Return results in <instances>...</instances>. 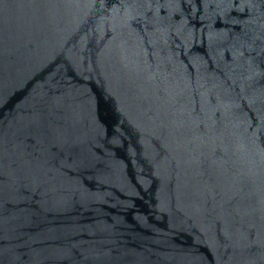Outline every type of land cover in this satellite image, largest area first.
Segmentation results:
<instances>
[{
  "label": "water",
  "instance_id": "95a60500",
  "mask_svg": "<svg viewBox=\"0 0 264 264\" xmlns=\"http://www.w3.org/2000/svg\"><path fill=\"white\" fill-rule=\"evenodd\" d=\"M0 264H264V0H0Z\"/></svg>",
  "mask_w": 264,
  "mask_h": 264
}]
</instances>
